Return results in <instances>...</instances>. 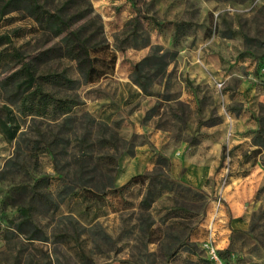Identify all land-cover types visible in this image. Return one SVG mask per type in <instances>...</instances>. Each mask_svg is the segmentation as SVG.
<instances>
[{
	"label": "rangeland",
	"instance_id": "1",
	"mask_svg": "<svg viewBox=\"0 0 264 264\" xmlns=\"http://www.w3.org/2000/svg\"><path fill=\"white\" fill-rule=\"evenodd\" d=\"M39 1L54 9L62 0ZM88 2L89 17H97L116 54L114 67L76 90L82 103L61 134L67 141L61 142L63 153L56 161L48 153L35 162L30 158L27 142L34 135L29 127L43 119L21 118L11 141L0 131V172L6 170L0 176V264H219L207 256L208 238L224 264H264V145L252 141L255 118L264 116V0ZM136 13L165 23L157 28L141 17L139 36L133 37L130 20ZM179 20L191 22V28L174 42L173 22ZM34 26L22 12L0 17V32L19 28L12 37L25 53L37 44ZM154 45L177 50V56L164 75L153 78L147 94L131 74ZM5 68L0 66V79ZM3 104L10 105L0 90ZM84 133L90 142L99 134L118 137L117 149L93 145L83 173L100 184L114 175L115 187L100 192L90 207L91 200L70 196L56 210L35 213L46 240L15 233L11 222L25 204L4 203L10 187L47 174L48 189L54 191L56 168L72 178L76 140ZM18 146L20 165L8 168ZM113 153L116 164L111 165L107 156ZM151 173H164L180 185L141 211L145 184L121 185L133 175ZM143 217L160 233L159 241H147L140 230ZM73 234L88 261L76 253ZM185 237L195 247L181 244Z\"/></svg>",
	"mask_w": 264,
	"mask_h": 264
},
{
	"label": "trees",
	"instance_id": "2",
	"mask_svg": "<svg viewBox=\"0 0 264 264\" xmlns=\"http://www.w3.org/2000/svg\"><path fill=\"white\" fill-rule=\"evenodd\" d=\"M89 5L88 0H62L54 9H49L39 0H0V17L10 11H18L23 16L30 17L36 24L34 32L37 34L32 37L37 40V44L28 53L14 43L12 35H17L19 28L13 30L12 34L0 32V66L6 65L0 79V90L4 93L6 103L12 105L10 107L3 104L0 107V131L11 141L18 136L21 118L31 116L32 121L35 118L43 119L44 121L38 120L40 123H32L29 127L34 138L30 137L27 145H30V158L34 162L41 153L52 155L55 161L56 155L63 153L60 144L66 143L67 139L64 140L61 134L70 129L72 119L75 118L73 109L82 103L76 90L81 84L97 81L114 67L116 54L105 39L97 17H89ZM141 17L150 19L157 28L165 23L156 17L136 13L130 20V33L133 37L139 36L138 25ZM173 23L172 38L174 42H178L181 35L191 28V22L179 20ZM50 39L54 41L48 44ZM161 50L160 45L151 46L150 52L133 65L132 81L144 93L149 94L153 78L164 75L168 64L177 56V50ZM13 60L15 62H11ZM64 62H70L71 65L63 66ZM255 119L257 127L252 141L256 145H264V116H256ZM117 141L118 137L113 133L108 137L99 134L93 142L89 141L86 133L80 135L76 140V151L72 160L76 166L74 175L71 178L63 170L56 168L58 178L54 191L48 189L50 176L47 174L35 176L32 181L13 184L4 198V203L25 204L23 213L11 222L13 231L28 240H46L44 230L34 220L35 213L47 209L56 210L59 203L70 196L91 200L89 207L93 203L97 204L100 192L115 187L114 175L107 174V182L102 184L96 180L91 181L95 176L89 178L83 174L86 161L93 151V145L104 149H117ZM19 149L18 146L15 157L8 160V168L19 167ZM254 151L258 152L259 148ZM115 154L107 156L111 165L116 164ZM5 171H1L0 176L4 177ZM133 183L145 184L139 205L141 211L150 209L156 198L173 190L175 185H180L164 173H151L133 175L121 188ZM141 219L144 221L140 230L147 234V241H159L160 233L149 228L150 223H146V218ZM72 240L81 261H88L87 254L74 234ZM184 241L181 244L190 249L195 247V243L188 241L187 237ZM175 252L176 247L168 254Z\"/></svg>",
	"mask_w": 264,
	"mask_h": 264
},
{
	"label": "built area",
	"instance_id": "3",
	"mask_svg": "<svg viewBox=\"0 0 264 264\" xmlns=\"http://www.w3.org/2000/svg\"><path fill=\"white\" fill-rule=\"evenodd\" d=\"M218 202L220 203V198L218 199ZM213 241H214L213 238H208V240L204 241V246L206 248L207 256L209 259L215 260L219 264H224L221 262V260L219 258V255L217 252V246Z\"/></svg>",
	"mask_w": 264,
	"mask_h": 264
}]
</instances>
